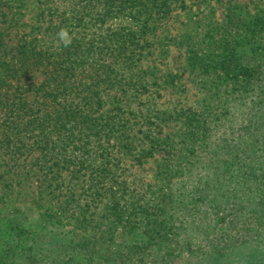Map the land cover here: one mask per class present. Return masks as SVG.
Returning a JSON list of instances; mask_svg holds the SVG:
<instances>
[{"label": "rangeland", "instance_id": "374dc122", "mask_svg": "<svg viewBox=\"0 0 264 264\" xmlns=\"http://www.w3.org/2000/svg\"><path fill=\"white\" fill-rule=\"evenodd\" d=\"M95 2L0 0V64L8 63L4 58L8 51H22L26 44L54 51L63 44L57 35L61 29L68 31L71 40L144 32L141 59L117 67L125 79L135 83L128 92L101 93L103 101L97 107L104 115L125 118L119 125L128 130L129 148L113 137L106 145V155L97 152L93 143L87 147L92 151L90 157L80 152L81 146H71L68 160H58L42 157L39 151L11 155L0 135V264H88V256L83 251L74 253L72 247L91 239L114 252H128V240L143 231L147 216L139 207L141 200L147 204L152 191L166 185L165 165L183 162L187 148L193 142L202 143L207 123L215 148L260 140L259 155L264 154V33L240 46L239 40L247 37L249 29L244 23L237 24L239 18L264 19V0H167L155 10L161 20L143 27L114 14L107 25L92 16L88 27L76 28L79 19L86 18L81 13ZM122 15L130 17V11ZM231 39H238V47L234 43L226 46L232 47V61L225 63L221 42ZM237 74H241L239 80ZM193 127H198L199 135L191 139L188 129ZM212 166L224 171L219 168L222 164ZM106 174L109 181L125 182L126 189L112 181L103 184L98 177L106 178ZM99 182L114 189L102 190ZM180 186L175 179V192ZM110 191L118 197L117 208ZM125 207L130 208L119 217L118 210ZM231 207L220 210V217L229 215L218 227L214 213L193 204L190 213L174 208L173 219L167 208V220L177 227L197 230V225L200 232L210 229L231 241L223 255L210 251L207 240H198L195 262L264 264V208L259 198L249 199L246 220L231 216ZM115 219L136 221L126 241L117 231L112 239H103L102 232L114 226Z\"/></svg>", "mask_w": 264, "mask_h": 264}, {"label": "trees", "instance_id": "16d2710c", "mask_svg": "<svg viewBox=\"0 0 264 264\" xmlns=\"http://www.w3.org/2000/svg\"><path fill=\"white\" fill-rule=\"evenodd\" d=\"M95 1L91 9L81 13L86 18H80L76 28L88 27L87 20H91L92 16H97L102 19L103 25H107L114 14L122 21L130 19L143 27L149 21L161 20L155 10L167 0ZM127 11H130V17L122 18V13ZM161 16L165 17L164 14ZM242 23L248 27L249 34L239 40L240 46L252 43L258 34L264 33V19L261 16L252 20L239 18L238 27ZM143 33L129 31L114 37V34H109L100 35V38H73L69 46L62 44L54 51L32 48L29 44L14 54V48L8 51L4 57L8 58V63L0 64V135L10 146V154L21 152L24 155L25 152L39 151L42 157L68 160L71 146H81L80 152L90 157L92 151L87 150V147L94 143L96 151L106 155L109 153L106 145L111 144L113 137L121 140L119 143L131 146L132 142L125 140L128 130L119 125L125 118L121 114L104 115L97 107L103 101L101 93L114 90L118 93L128 92V88L135 83L125 79L124 72L118 71L117 67L127 63L132 65L141 59L144 55L141 47ZM237 40L221 42L225 47V63L232 61V47L226 46L234 43L237 48ZM240 75H235L237 80ZM38 90L40 93H35ZM208 127L209 123L202 143L193 142L191 148H187L182 163L176 166L165 165L166 185L158 191H152L153 198L147 204L141 200L139 207L147 215V222L144 220L143 231L139 235L128 240V252H114L111 247L104 248L92 239L82 245L75 244L73 252L83 251L89 258L88 264H201L193 260L194 249L198 240H203V243L207 240L210 251L227 254V243L231 241L216 236L215 231L204 229L200 232L197 225V230L187 225L177 227L171 220H167V208L173 219L174 208L179 206L184 213H190L189 206L193 204L208 209L211 215L214 213L218 218L215 220L218 227L220 222H224L225 216L229 215L220 217V210L228 206H232L231 216L242 219L248 215L250 198L252 201L259 198L264 208V154L259 155L260 140L245 146L225 145L217 149L212 142V129ZM197 128L188 129V133L193 134L191 139L199 135ZM12 146L17 149L13 150ZM118 146L126 148L120 144ZM215 164H222L219 168H224V171H217V167L212 166ZM105 177H98L104 181L103 184L115 182L114 179L109 181L107 174ZM175 179L181 184L176 192ZM98 184V188L107 192L114 189V186L104 188L102 182ZM115 184L126 189L125 182L116 181ZM170 190L172 193L168 192ZM110 192L113 207L117 208L118 197L114 191ZM129 208L118 210L119 217L123 218ZM241 223L244 221L239 220ZM136 226L133 219L126 222L115 219L114 226L112 223L102 232L103 239H112L117 231L126 241L127 235ZM186 253L190 254L184 260L182 255Z\"/></svg>", "mask_w": 264, "mask_h": 264}, {"label": "clouds", "instance_id": "9594fccd", "mask_svg": "<svg viewBox=\"0 0 264 264\" xmlns=\"http://www.w3.org/2000/svg\"><path fill=\"white\" fill-rule=\"evenodd\" d=\"M57 35L59 36L60 40L63 42L64 46L67 47L71 44V39L68 36V31L66 29H61Z\"/></svg>", "mask_w": 264, "mask_h": 264}]
</instances>
